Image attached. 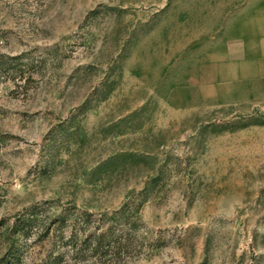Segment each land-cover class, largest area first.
I'll list each match as a JSON object with an SVG mask.
<instances>
[{
	"label": "rangeland",
	"instance_id": "obj_1",
	"mask_svg": "<svg viewBox=\"0 0 264 264\" xmlns=\"http://www.w3.org/2000/svg\"><path fill=\"white\" fill-rule=\"evenodd\" d=\"M244 2L0 0V264H264Z\"/></svg>",
	"mask_w": 264,
	"mask_h": 264
},
{
	"label": "crops",
	"instance_id": "obj_2",
	"mask_svg": "<svg viewBox=\"0 0 264 264\" xmlns=\"http://www.w3.org/2000/svg\"><path fill=\"white\" fill-rule=\"evenodd\" d=\"M231 25L237 29L231 43L238 48V60L247 62L248 75L264 83V0H246Z\"/></svg>",
	"mask_w": 264,
	"mask_h": 264
},
{
	"label": "trees",
	"instance_id": "obj_3",
	"mask_svg": "<svg viewBox=\"0 0 264 264\" xmlns=\"http://www.w3.org/2000/svg\"><path fill=\"white\" fill-rule=\"evenodd\" d=\"M5 224H6V222L5 221H3V222H0V229L2 228V227H4L5 226ZM19 230V229H18ZM21 230H25V229H21ZM24 232H26V231H24ZM13 250V249H12ZM16 252H17V250H15ZM16 252L12 255V258L14 259V260H16V259H18L19 257H18V255H16ZM18 254V253H17Z\"/></svg>",
	"mask_w": 264,
	"mask_h": 264
}]
</instances>
